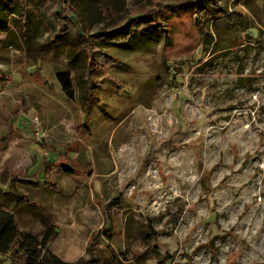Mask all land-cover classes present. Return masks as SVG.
Here are the masks:
<instances>
[{
  "label": "rangeland",
  "instance_id": "1",
  "mask_svg": "<svg viewBox=\"0 0 264 264\" xmlns=\"http://www.w3.org/2000/svg\"><path fill=\"white\" fill-rule=\"evenodd\" d=\"M21 1L19 31L7 14L0 32V189L30 202L0 211L18 231H56L50 250L69 264H264V0L222 3L230 19L209 31L226 53L199 48L190 13L97 45L193 0ZM243 33L255 39L240 49Z\"/></svg>",
  "mask_w": 264,
  "mask_h": 264
},
{
  "label": "trees",
  "instance_id": "2",
  "mask_svg": "<svg viewBox=\"0 0 264 264\" xmlns=\"http://www.w3.org/2000/svg\"><path fill=\"white\" fill-rule=\"evenodd\" d=\"M46 4L53 3L56 0H45ZM91 3V0H89ZM228 0H193V1H185L180 4L172 5V6H164L161 9H157L150 12L149 14H144L141 16H137L135 19L130 18V23L124 26H116L111 31L105 33V37L97 43L99 48L106 49L108 46H118L119 44H115L113 41L123 39L129 32H133L136 28H143L146 30L148 27H153V29H161L168 23V21L175 17L185 13H190L192 18L196 24L197 32L199 35V48L202 50H208L209 47L216 45L214 42V35L209 31V25L213 27L214 31H217V26L219 21L222 19H228L231 15H229L222 8V3ZM62 4L65 2L68 3L69 0H62ZM85 3V1H81ZM87 3V2H86ZM85 3V4H86ZM86 4V9L91 11V4ZM59 7V6H58ZM54 11V15L59 14L58 8ZM27 9L24 7V3L21 0H0V32L4 29H7L8 23L6 16L14 15V28L19 31V20L18 17H22L24 12ZM6 13V14H4ZM237 18L243 20L245 15L242 13H238ZM230 19V18H229ZM245 23V22H244ZM242 22V24H244ZM231 27L236 25V22L233 24H229ZM245 32L250 29H256L257 34H259V30L252 26L243 25L242 26ZM23 36V33H21ZM242 38L243 43L235 45V41L232 45L239 46L240 49H245L247 42L253 41L255 38L250 37L247 33H243ZM152 41L163 40L160 36V33L157 31L150 32ZM79 37L83 35L78 33ZM238 42L240 40H237ZM228 47V48H227ZM230 46H222L217 51L213 49V53H226L227 51H231ZM73 59H78V54L73 56ZM87 70L85 71V73ZM57 79L60 83L61 91L65 95V97L72 101L74 100V93L72 90V78L69 74H58ZM81 107L82 112L86 116H88L93 109L94 106V89L92 87L81 95ZM79 132L84 133L86 135H90V129L88 126L81 127L78 129ZM62 174L65 175H76L77 172L71 169L69 166L63 167L61 170ZM34 184V183H33ZM45 184L49 187L50 182H45ZM55 186L52 184L50 189ZM0 199L5 203V205L10 206L12 211L18 209L22 204L29 205L30 202L28 199L22 195L16 194L13 191L11 192L9 189L1 190L0 189ZM51 228H48L46 233L43 235V238L38 241L37 238L28 233L19 232L16 226L15 216L7 211H0V255H7L10 258V264L16 261L15 264H69L61 261L55 255H53L49 249L50 243L56 237L57 232H51ZM149 237L146 235V240L148 241ZM89 252V249H88ZM142 264V263H139Z\"/></svg>",
  "mask_w": 264,
  "mask_h": 264
},
{
  "label": "crops",
  "instance_id": "3",
  "mask_svg": "<svg viewBox=\"0 0 264 264\" xmlns=\"http://www.w3.org/2000/svg\"><path fill=\"white\" fill-rule=\"evenodd\" d=\"M49 249H50V246H49ZM51 251V250H50ZM53 255H55L53 252H51ZM56 256V255H55ZM57 257V256H56ZM57 258H59V257H57ZM60 259V258H59ZM61 260V259H60ZM61 261H63V260H61ZM63 262H65V261H63ZM65 263H67V262H65Z\"/></svg>",
  "mask_w": 264,
  "mask_h": 264
}]
</instances>
